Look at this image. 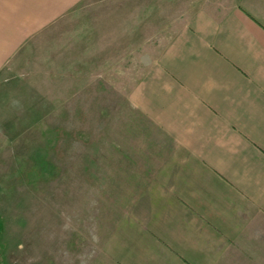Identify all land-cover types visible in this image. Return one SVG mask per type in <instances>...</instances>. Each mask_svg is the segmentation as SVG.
Wrapping results in <instances>:
<instances>
[{"label": "crops", "instance_id": "obj_1", "mask_svg": "<svg viewBox=\"0 0 264 264\" xmlns=\"http://www.w3.org/2000/svg\"><path fill=\"white\" fill-rule=\"evenodd\" d=\"M82 1L0 0V68ZM212 5L132 90L89 264H264V0Z\"/></svg>", "mask_w": 264, "mask_h": 264}, {"label": "rangeland", "instance_id": "obj_2", "mask_svg": "<svg viewBox=\"0 0 264 264\" xmlns=\"http://www.w3.org/2000/svg\"><path fill=\"white\" fill-rule=\"evenodd\" d=\"M219 2L83 0L5 62L0 264L90 263L91 198L122 158L132 90L190 17Z\"/></svg>", "mask_w": 264, "mask_h": 264}]
</instances>
